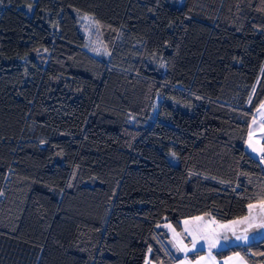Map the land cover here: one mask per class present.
<instances>
[{"label":"trees","instance_id":"1","mask_svg":"<svg viewBox=\"0 0 264 264\" xmlns=\"http://www.w3.org/2000/svg\"><path fill=\"white\" fill-rule=\"evenodd\" d=\"M263 101L264 0H0V264H173L159 224L264 198Z\"/></svg>","mask_w":264,"mask_h":264},{"label":"rangeland","instance_id":"2","mask_svg":"<svg viewBox=\"0 0 264 264\" xmlns=\"http://www.w3.org/2000/svg\"><path fill=\"white\" fill-rule=\"evenodd\" d=\"M79 29H80L81 34L84 37L86 49L89 51V53H91L94 56H98V57L102 56L106 52V45H105L103 38H102L100 25L93 18L84 15V16H79ZM252 123H253V120H252ZM251 129L253 130L254 141H259V144H257V147L264 145V139L261 138V136L258 134V130L256 131L255 127H251ZM262 130L264 132V129H262ZM247 141H248V135H247L245 145H244L245 150L250 155H252L253 157L260 160V154L258 152H253L252 149L248 146ZM171 162L173 164H177L178 159L176 157H172ZM260 162H261V160H260ZM261 164L264 168V163L261 162ZM261 201H264V198H261V196H258V198L256 200L252 201L249 204L259 205ZM259 211H260V209L258 207L253 209L254 214L258 213ZM248 212H249V209L247 206L246 215L248 214ZM201 216H203L206 221L210 220V219H214L208 215H201ZM191 218H193V217H191ZM191 218L181 220V230L180 231L174 229L167 222H163V223L159 224L157 227L159 230H162L167 234L166 244L169 247V249L171 250V252L173 253V255L176 256L177 258H179V260L181 258H184L182 261L183 264H192V262L190 260H193L195 258H190V254L194 253L195 251L203 250L204 252H208V254H209V247H208V244L206 242L200 241L199 243H197L195 245V248H193L192 237L183 231L184 227H185L184 221L190 220ZM230 221H232V220H230ZM230 221H226V222L217 221V222L222 223V224H226V223H229ZM167 225H170L171 228L167 227ZM172 229L175 230V233H178L180 235L178 237L174 238V233H173ZM257 232L264 233V229L250 230L247 233V236L252 237L253 234H255ZM243 234L244 233H243L242 227L237 230L235 235L231 231L221 230L218 234L217 246L215 248H212L211 251H218V250L227 248L229 246H234V245H242L241 243L239 244V242L243 241V240L242 239L241 240L236 239V236L237 235H243ZM262 237H264V234L262 236H258V238H255V240H251V238H250L249 240H247V242H245V245L252 242V241H256L258 239H261ZM252 238H254V237H252ZM179 241H182V244H180ZM232 241H234L235 243L234 242L232 243ZM183 246H187L188 250H178V247H183Z\"/></svg>","mask_w":264,"mask_h":264},{"label":"snow or ice","instance_id":"3","mask_svg":"<svg viewBox=\"0 0 264 264\" xmlns=\"http://www.w3.org/2000/svg\"><path fill=\"white\" fill-rule=\"evenodd\" d=\"M31 8V5H29ZM252 97H249V103L251 104ZM264 102H261L260 106L257 108V112H260L262 116H264ZM255 118H253V124H255ZM261 128H264V123L261 124ZM248 146L252 149L253 152H258L260 154V160L264 163V145L257 147L259 141H254L253 139V130L250 128L248 133ZM3 193H0L2 195ZM259 208L260 211L256 214L253 213V209ZM249 212L246 216L230 221L229 223L222 224L217 222L215 219L205 220L203 216L193 217L190 220L184 221V232L192 237L193 248L200 241H204L208 244L209 247V260L214 262V257H211V249L215 248L218 243V234L221 230L223 231H231L234 235L236 234L239 228H243V235H237L236 239L238 240H248L247 233L250 230L256 229H264V201H261L259 205L257 204H249L248 205ZM207 215V214H206ZM167 227L171 228L170 225ZM174 233V238L178 237L180 234L175 233V230L172 229ZM226 238V237H225ZM182 244V241H179ZM178 250H188L187 246L178 247ZM152 249L149 248V252ZM264 255V253H261ZM231 259V258H229ZM205 261L204 257H201L200 260L197 261V264H202ZM146 264H148L146 260ZM241 264H244L243 259L241 258Z\"/></svg>","mask_w":264,"mask_h":264},{"label":"crops","instance_id":"4","mask_svg":"<svg viewBox=\"0 0 264 264\" xmlns=\"http://www.w3.org/2000/svg\"><path fill=\"white\" fill-rule=\"evenodd\" d=\"M264 102V101H263ZM260 106V105H259ZM264 111V110H262ZM253 118H255V121L256 123L253 124L252 123V120ZM253 118L251 119L250 121V125H249V129L251 127H255L256 131L258 130V134L261 136V138L264 139V132L262 129L264 128H261V124L264 123V116L261 115L260 112H257V109L254 111V114H253ZM262 131V132H261ZM249 132V131H248ZM248 135V134H247ZM247 138V137H246ZM246 141V140H245ZM259 232L253 234L252 237H248V240L251 238V240H255V238H258V236H262L264 233ZM258 234V235H257ZM234 241H232L233 243ZM245 242L247 241H240L239 244L241 243L242 245L244 244L245 245ZM235 243V242H234ZM215 251H211V257H214V262L210 261L209 260V254L208 252H204V253H201L198 257H196L195 259L193 260H190L192 262V264H197V261L200 260L201 257H204L205 258V261L202 262V264H241V258L243 259V262L244 264H251L249 263V261L247 260V258L245 256H243L242 254L240 253H233L223 259H217L215 254H214ZM231 258V259H229ZM183 259L184 258H181L180 260H177L176 262H174L173 264H183ZM148 264H155V263H152V262H148Z\"/></svg>","mask_w":264,"mask_h":264}]
</instances>
